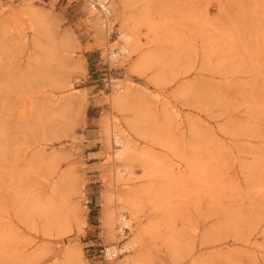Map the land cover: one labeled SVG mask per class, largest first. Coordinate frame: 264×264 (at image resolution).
Here are the masks:
<instances>
[{
  "label": "rangeland",
  "instance_id": "rangeland-1",
  "mask_svg": "<svg viewBox=\"0 0 264 264\" xmlns=\"http://www.w3.org/2000/svg\"><path fill=\"white\" fill-rule=\"evenodd\" d=\"M111 8L0 0V264H264V0Z\"/></svg>",
  "mask_w": 264,
  "mask_h": 264
},
{
  "label": "bare ground",
  "instance_id": "bare-ground-1",
  "mask_svg": "<svg viewBox=\"0 0 264 264\" xmlns=\"http://www.w3.org/2000/svg\"><path fill=\"white\" fill-rule=\"evenodd\" d=\"M86 2H87V4H88V1H91V0H85ZM88 10L90 11V14L91 15H96L97 14V16H98V19L100 18V20H101V24H103V25H105L106 26V28L108 27L107 25H108V22L110 21V19H111V17H112V15H113V13H112V8H111V0L109 1V4H108V6H107V12H106V15L109 13V14H111V17L108 19L109 21H103V19L100 17V15L97 13V12H95L94 10H92L91 8H89L88 7ZM125 23V22H124ZM104 26V27H105ZM121 36H123L124 38H128V35L126 34V33H122L121 34ZM129 41V40H128ZM127 50V48L126 47H121L117 52H114L112 49L110 50V52H111V57H113L114 59H117V56L119 55V54H121V53H123V52H125ZM113 98V102L114 103H119L121 100H123L124 99V96L123 95H119V94H117V95H115L114 97H112ZM114 141L115 142H117V145H122L124 148H122L121 150H120V152L118 153V157L119 158H122L123 157V155H125L126 154V150L128 149V147H127V145L126 146H124L123 145V140L122 141H119V136L117 135V134H114ZM120 138H122V137H120ZM118 158V159H119ZM120 170V169H119ZM121 174H125L126 173V170L125 169H122L121 170V172H120ZM120 199V201L121 202H127V203H129V204H132V197L131 196H122V197H119ZM134 201V200H133ZM124 204V203H123ZM128 205V204H127ZM121 207V206H120ZM122 208V207H121ZM118 209V208H117ZM117 209H114V211L113 212H111L110 213V218H109V222H110V226L112 225V218H113V215L117 212V214L119 213L118 211H117ZM116 214V215H117ZM121 218H122V216L123 215H119ZM116 221H115V223L117 222H119V220L118 219H115ZM116 223V224H117ZM121 223L122 224H124V225H126L127 227H129V219H127V220H125V219H122V221H121ZM133 239V238H132ZM127 247H135L136 246V244H135V242L134 241H129V242H127V245H126ZM114 251H116V250H118L117 248H115V246H114ZM125 250H126V248H125ZM122 252H124V250H122ZM117 253H119L118 251H117ZM121 253V252H120ZM119 253V254H120ZM132 261H134V258H132ZM128 264H132L131 262H129Z\"/></svg>",
  "mask_w": 264,
  "mask_h": 264
},
{
  "label": "built area",
  "instance_id": "built-area-1",
  "mask_svg": "<svg viewBox=\"0 0 264 264\" xmlns=\"http://www.w3.org/2000/svg\"><path fill=\"white\" fill-rule=\"evenodd\" d=\"M110 0H91L88 1L87 6L97 12L100 17L103 19V21H109L108 19L111 17V14H107V6L109 4ZM106 11V12H105ZM122 219L127 220V217L125 215L122 216V218H118L119 222L116 225V231L118 235H124L126 231L128 230V227L121 223ZM117 248V247H115ZM119 250V248H117ZM114 247H105L103 252L105 255V258L111 259L113 257H116L118 255L117 250L114 251ZM123 250V249H122Z\"/></svg>",
  "mask_w": 264,
  "mask_h": 264
}]
</instances>
